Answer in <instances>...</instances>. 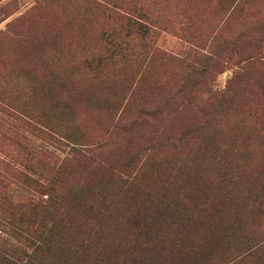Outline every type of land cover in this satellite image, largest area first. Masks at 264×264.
Returning a JSON list of instances; mask_svg holds the SVG:
<instances>
[{
	"label": "rangeland",
	"instance_id": "1",
	"mask_svg": "<svg viewBox=\"0 0 264 264\" xmlns=\"http://www.w3.org/2000/svg\"><path fill=\"white\" fill-rule=\"evenodd\" d=\"M237 2L0 0V256L264 264V0Z\"/></svg>",
	"mask_w": 264,
	"mask_h": 264
},
{
	"label": "trees",
	"instance_id": "2",
	"mask_svg": "<svg viewBox=\"0 0 264 264\" xmlns=\"http://www.w3.org/2000/svg\"><path fill=\"white\" fill-rule=\"evenodd\" d=\"M144 1H147V0H144ZM231 1L232 2H236V0H231ZM241 1L242 0H238V2L236 3V5L239 4ZM113 13L116 16H118L120 19H125V20H127L129 22L131 21L132 23H134L136 25H139L140 30H141V32H140L141 33V36H143L144 39H147V37H149L151 35V33L154 32L155 25H153L151 23H148L150 25H148V24L145 25V24H142V23L140 24L139 21H137L136 19H133L132 16L129 15V14H128L129 17H124V16H120L118 13H115L114 11H113ZM144 22H147V21L144 19ZM154 24H155V22H154ZM159 24H163V23L159 22ZM193 38H195V37H193ZM156 51L159 52V54L161 53L162 55L168 56L166 53L160 51L159 49H157ZM129 52H131V50H129ZM120 54L121 53H120V50H119L118 51V55H120ZM256 62H258L257 54L256 55L254 54L250 58V61L249 62H247V60H246V64L247 65H246V67H244V70L246 68H249L251 66V64H254ZM192 69H193V71L196 74L200 75L199 69H197L196 67H193ZM244 75H245L244 73L241 74L242 78L245 79V76ZM239 77L240 76H238V78ZM193 78L195 80L194 85L197 86L200 83V79L198 81V79H196V76H194ZM189 81L190 80H187L186 83L181 86V88L178 90V94H181L184 91V89H185L186 86H188V85L190 86L191 82H189ZM248 84H250V83H248ZM254 84L256 85V87H257V89L259 91L260 96L264 99V79H262L260 77L259 78H256ZM230 93H232L231 90H228V92L226 91L224 93H218V92L207 93L206 92V94H203V96H204L203 99L205 101H214V100L220 99V103L221 104H225L226 106H228L231 103V99H232V95H230ZM175 96H176V90H175L174 93H172V92L169 93L165 97V99H163L161 102H158V103H155V104H152V105L142 106L138 110V114L135 115L134 120H129L130 121L129 123L131 125H137V124L139 125L142 122H148L150 119H153V118L157 117L158 115L162 114V112L164 111V109H165L164 108V105L165 104L166 105L171 104V102L174 100ZM67 139L69 140V142L72 143V146H71V149H70L71 151H70V153L68 155V158L66 159V161H68L69 163H71V161L73 159L76 160L78 156H84L86 153L89 152V150H86V146L87 145L82 144L81 142L78 141V139L66 137L65 140H67ZM163 146H165V144L164 145H159L158 147H163ZM128 168L129 167H125L126 170ZM42 201H44L45 203H48V204L50 203V205H51V204L54 203V198H51L50 199V197L47 196L45 198V200L43 199ZM32 246H33V248H32V250L30 252H26V253H24V255H22L23 258H25V260L23 259V263L22 264H32V263H35L36 258H37V252L43 250L46 247V239L44 238L43 241H40V240L35 241L34 240L33 243H32ZM0 261L2 263H5L6 262L8 264H17L14 261H12L10 259H7V258H5L3 256H0Z\"/></svg>",
	"mask_w": 264,
	"mask_h": 264
}]
</instances>
